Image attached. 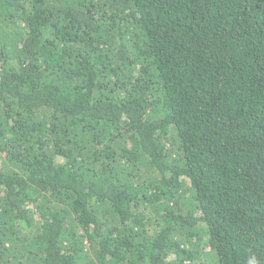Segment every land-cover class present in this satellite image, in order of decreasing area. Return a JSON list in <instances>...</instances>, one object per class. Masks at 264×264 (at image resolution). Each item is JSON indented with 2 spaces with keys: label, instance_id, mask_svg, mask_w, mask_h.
Here are the masks:
<instances>
[{
  "label": "trees",
  "instance_id": "obj_1",
  "mask_svg": "<svg viewBox=\"0 0 264 264\" xmlns=\"http://www.w3.org/2000/svg\"><path fill=\"white\" fill-rule=\"evenodd\" d=\"M0 264H264V0H0Z\"/></svg>",
  "mask_w": 264,
  "mask_h": 264
}]
</instances>
